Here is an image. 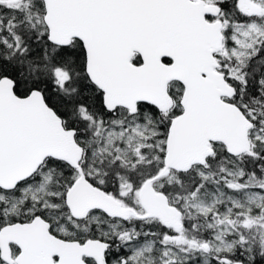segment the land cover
I'll return each mask as SVG.
<instances>
[{
  "label": "snow or ice",
  "instance_id": "obj_1",
  "mask_svg": "<svg viewBox=\"0 0 264 264\" xmlns=\"http://www.w3.org/2000/svg\"><path fill=\"white\" fill-rule=\"evenodd\" d=\"M0 264H264V0H0Z\"/></svg>",
  "mask_w": 264,
  "mask_h": 264
}]
</instances>
